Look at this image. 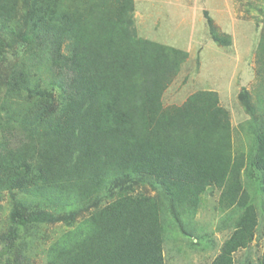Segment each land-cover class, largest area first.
Segmentation results:
<instances>
[{
  "label": "trees",
  "instance_id": "obj_1",
  "mask_svg": "<svg viewBox=\"0 0 264 264\" xmlns=\"http://www.w3.org/2000/svg\"><path fill=\"white\" fill-rule=\"evenodd\" d=\"M136 6L0 0V32L18 33L25 43L0 104V192L15 202L12 232L25 224L28 197L59 208L88 203L95 208L52 243L48 264H166L173 229L200 245L212 242L193 220L218 190V229L230 234L209 264H235L258 224L250 192L256 182L244 184V169L264 194V111L241 128L249 149L239 152L218 91L199 89L165 106L163 95L189 53L139 35ZM261 38L264 54V32ZM6 54L0 35V62ZM125 182L156 193L120 185L104 195L109 183ZM33 218L53 219L49 212ZM256 264H264V251Z\"/></svg>",
  "mask_w": 264,
  "mask_h": 264
},
{
  "label": "rangeland",
  "instance_id": "obj_2",
  "mask_svg": "<svg viewBox=\"0 0 264 264\" xmlns=\"http://www.w3.org/2000/svg\"><path fill=\"white\" fill-rule=\"evenodd\" d=\"M19 17L14 27L18 32L17 25H23L22 16ZM135 17L139 35L170 41L189 53L166 89L163 104L179 105L199 89L218 91L220 103L230 110L235 149L248 150L249 141L241 128L248 127L250 120L264 111V54L260 46L264 32V0H137ZM209 18L212 22L208 25ZM0 35L7 41V54L0 62L1 104L6 79L23 54L25 43L18 33L0 32ZM216 36L224 40L216 41ZM242 179L246 186L251 180L256 182L250 192L257 207L258 224L252 241L236 251L234 258L235 264H256L264 251V194L251 170L244 169ZM126 182L109 183L104 195L109 190L116 194L122 185L128 191L133 188L135 193H156L150 185L137 182L130 186ZM18 197L26 196L22 193ZM219 197L218 190L206 195L193 220L214 244L203 240L200 245L197 238L186 237L179 229H173L164 247L166 264H209L220 251L230 230L218 229L223 216ZM28 198V206L22 208L25 224L12 232L16 228L10 218L15 202L9 191L0 192V264H48L52 243L95 208L88 203L59 208L40 198ZM47 212L52 214V220L33 218L34 214Z\"/></svg>",
  "mask_w": 264,
  "mask_h": 264
},
{
  "label": "crops",
  "instance_id": "obj_3",
  "mask_svg": "<svg viewBox=\"0 0 264 264\" xmlns=\"http://www.w3.org/2000/svg\"><path fill=\"white\" fill-rule=\"evenodd\" d=\"M159 41H161V40H159ZM167 43H169V42H167Z\"/></svg>",
  "mask_w": 264,
  "mask_h": 264
}]
</instances>
